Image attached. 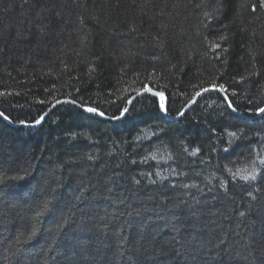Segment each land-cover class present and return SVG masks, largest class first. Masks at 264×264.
Instances as JSON below:
<instances>
[{"label":"trees","instance_id":"16d2710c","mask_svg":"<svg viewBox=\"0 0 264 264\" xmlns=\"http://www.w3.org/2000/svg\"><path fill=\"white\" fill-rule=\"evenodd\" d=\"M258 4L0 0V264H264Z\"/></svg>","mask_w":264,"mask_h":264},{"label":"snow or ice","instance_id":"6c2138e0","mask_svg":"<svg viewBox=\"0 0 264 264\" xmlns=\"http://www.w3.org/2000/svg\"><path fill=\"white\" fill-rule=\"evenodd\" d=\"M257 7L259 8H262L264 9V0H259V4L257 6H253L252 7V11L255 12L257 10ZM213 47V51H215L216 48L219 47L218 44L216 45H212ZM210 88L212 89H216L217 91H222V92H226V90L222 87V86H217L215 84H212V85H209L208 87H204L202 88L200 91L196 92L195 93V96L191 98V103L192 104H195L196 103V97H199L201 96L203 93L205 92H208L210 90ZM149 92H151V89H148ZM152 95L153 96H156V97H159V104H158V108L160 111H162L163 113L167 114V105H166V98L164 96V94L162 92H159V91H156V92H152ZM227 98V97H225ZM190 106V105H189ZM228 107L232 109L233 112L236 111V108L232 106V102L231 101H228ZM185 108H181L179 110V116H184L185 114ZM86 112L88 113H94L100 117H104L105 116V113L101 112V111H98L96 108H92V107H88L85 109ZM129 109L128 108H123L122 109V112L123 113H128ZM252 115H256V116H261V115H264V107H261V108H258L256 109L253 113H250ZM0 117H2L4 120L8 121L9 120V117L7 115H5L4 112H0ZM116 119H119L120 117H115ZM44 119L43 116H41L39 119L36 120V124H40L41 121ZM21 123L23 124L24 121H21ZM228 135L230 137H233V138H237L238 137V133L233 131V132H229ZM196 151H199V149H196ZM153 159H155V157L153 156L152 157ZM261 164H264V160H261L260 161ZM242 171H245L246 170H242ZM233 175H240V173H233ZM240 178L243 179V180H249V179H255V175H247V174H244V175H240ZM18 179H23V177H18ZM47 209V201L44 202V205H43V210H46ZM42 214V211L40 213H38L37 215H41ZM35 236V231H33L32 233V236H28L27 239L28 240H31L32 237Z\"/></svg>","mask_w":264,"mask_h":264},{"label":"water","instance_id":"95a60500","mask_svg":"<svg viewBox=\"0 0 264 264\" xmlns=\"http://www.w3.org/2000/svg\"><path fill=\"white\" fill-rule=\"evenodd\" d=\"M212 92H214V90H209L208 92L203 93L201 96L196 97V102H197L199 99H201L203 96H205V95H207V94H209V93H212ZM150 93H152V91L149 92V91L147 90V91H143V92H141V93L135 95V96H134V97L128 102V108L132 105V103H133L137 98H140V97H142V96H144V95H147V94H150ZM219 93H221V92H219ZM221 94H222V93H221ZM224 97H225V96H224ZM158 99H159V97H158ZM225 99H226V98H225ZM61 103H68V104L76 105V104L72 103L71 101H70V102H69V101H60V102L56 103L54 106H56V105H58V104H61ZM193 105H194V104L191 103L190 106H189L188 108H190V107L193 106ZM53 108H54V107H53ZM188 108H187V109H188ZM85 109H86V108H82L83 111H85ZM187 109H186V110H187ZM230 109H231V108H230ZM186 110H185V112H186ZM231 110H232V109H231ZM47 114H49V111L43 116L44 119L46 118ZM126 114H127V113H126ZM126 114L123 113L122 116H121L119 119H122ZM162 114H163L164 116L166 115V114L163 113V112H162ZM1 118H2V117H1ZM101 118L108 120V118H105V117H101ZM2 119H3V118H2ZM44 119L41 121L40 124H35L34 127H38V126H40V125L43 123ZM113 121H116V120H113Z\"/></svg>","mask_w":264,"mask_h":264},{"label":"rangeland","instance_id":"374dc122","mask_svg":"<svg viewBox=\"0 0 264 264\" xmlns=\"http://www.w3.org/2000/svg\"><path fill=\"white\" fill-rule=\"evenodd\" d=\"M88 113V112H87ZM6 123H8V124H12L11 122H8V121H6V120H4Z\"/></svg>","mask_w":264,"mask_h":264},{"label":"bare ground","instance_id":"6f19581e","mask_svg":"<svg viewBox=\"0 0 264 264\" xmlns=\"http://www.w3.org/2000/svg\"><path fill=\"white\" fill-rule=\"evenodd\" d=\"M231 110V109H230ZM86 112V111H85ZM235 113V112H234ZM237 115V114H236ZM105 118H107L106 116H104ZM103 119V118H102Z\"/></svg>","mask_w":264,"mask_h":264}]
</instances>
